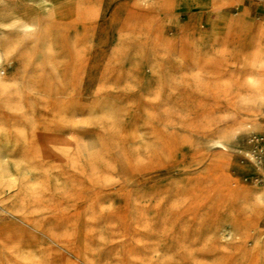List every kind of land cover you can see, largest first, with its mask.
Wrapping results in <instances>:
<instances>
[{
	"label": "rangeland",
	"instance_id": "1",
	"mask_svg": "<svg viewBox=\"0 0 264 264\" xmlns=\"http://www.w3.org/2000/svg\"><path fill=\"white\" fill-rule=\"evenodd\" d=\"M259 154L264 0H0V264H264Z\"/></svg>",
	"mask_w": 264,
	"mask_h": 264
},
{
	"label": "bare ground",
	"instance_id": "2",
	"mask_svg": "<svg viewBox=\"0 0 264 264\" xmlns=\"http://www.w3.org/2000/svg\"><path fill=\"white\" fill-rule=\"evenodd\" d=\"M2 72V71H1ZM257 137H261V136H257ZM220 145H222V146H224L225 144H224V142H222V141H219L218 142ZM262 151H263V148H260ZM262 156H264V155H261V154H259V156L258 157H262Z\"/></svg>",
	"mask_w": 264,
	"mask_h": 264
}]
</instances>
